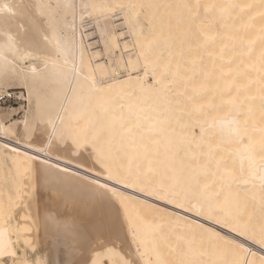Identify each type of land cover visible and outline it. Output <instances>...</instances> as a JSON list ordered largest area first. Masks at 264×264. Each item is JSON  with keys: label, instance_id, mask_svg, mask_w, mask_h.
Masks as SVG:
<instances>
[{"label": "bare ground", "instance_id": "6f19581e", "mask_svg": "<svg viewBox=\"0 0 264 264\" xmlns=\"http://www.w3.org/2000/svg\"><path fill=\"white\" fill-rule=\"evenodd\" d=\"M7 2L16 15L0 18V33L7 29L15 36L23 25L33 36L34 24L50 22L65 50L59 57L52 54L47 68L43 44L27 49L31 55L25 59L0 57V93L7 85H23L40 120L32 137L13 140L15 125L0 111V156L9 157L17 170L0 176V247L15 253L0 264H42L41 257L33 263L17 248L46 246L51 237L55 246L81 249L78 255L67 253L64 264H264V187L259 172L249 173L247 160L241 174L239 145L228 142L232 125L226 119L231 114L242 126L247 121L257 143L264 135V0H199L251 6L230 9L231 17L222 20L219 8L192 20L182 5L197 0ZM114 11L121 15L119 32ZM84 14L99 21L110 62L91 49ZM217 21L227 27L207 47L197 48L202 41L192 33L201 28L216 33ZM120 44L129 52L125 58L117 52ZM181 49L186 60L203 56L193 83H203L206 91L196 100L198 110L187 105L183 112L166 111L170 95L158 81L171 79L162 75L164 67L175 63ZM238 67L243 76H237ZM233 80L243 84L239 94ZM237 96L235 105H221ZM157 113L168 121L164 131L145 135L147 147L131 150L121 125ZM25 120L19 121L25 125ZM61 130L82 146L71 138L59 140ZM109 172L125 182L110 180ZM97 181L123 194L127 217L115 199L102 195ZM164 193L167 198L159 199ZM113 205L121 208L119 216ZM59 238L67 239L65 244Z\"/></svg>", "mask_w": 264, "mask_h": 264}, {"label": "snow or ice", "instance_id": "6c2138e0", "mask_svg": "<svg viewBox=\"0 0 264 264\" xmlns=\"http://www.w3.org/2000/svg\"><path fill=\"white\" fill-rule=\"evenodd\" d=\"M119 7L122 9L125 7L124 5H119ZM182 7L189 9L191 12V19L195 20L198 19L201 15V11L205 15H207L210 12H213L217 8L220 9V18L223 19L224 15L227 14L229 17H231L230 9H236L244 7H251L249 6H242L237 4H228V5H215V4H201L199 0H197L196 3L193 4H186L182 5ZM0 18H7L10 19L16 15L14 11V5H11L7 2V0H4V2H0ZM43 15V13H42ZM43 21H41V24L33 25L34 28V35L29 36L28 32L24 30L23 25H17V33L15 36L10 35L8 33V30L5 29L3 33H0V39H2L4 42L3 44H0V57H4L5 60L7 58V54H11L13 58L19 57L20 59H25L28 56L31 55L27 49L29 48H38L40 44H43L45 46L46 54L43 57L44 59V66L45 68L48 67L49 59L51 58L52 54H55L57 57H59L61 54H63L65 50V45L61 42V40L57 37L56 31L54 26L49 22L47 27H43ZM227 25L221 23L220 21L216 22V33H212L211 29L208 30L204 29H197L195 33H192V35L202 41V43L197 44V48L201 47H207L210 43L214 42L218 36H220V29L226 28ZM49 30H51V35H49ZM50 46V47H49ZM208 55L211 57L212 53H208ZM220 59H223V50H221ZM203 62V56L197 55L190 59H185V53L183 49L176 54L175 56V63L173 64L172 61H169L167 65L164 67L163 76L165 77H171V79L168 80V83L164 84L162 81H158V83L162 84L163 89L166 93L170 95V98L165 99V103L167 104L166 111H184V107L187 105H192L193 110H198L196 105V100L198 97L206 91L205 85L203 83L197 85L194 84L193 81L195 77L198 75L196 71V65L197 63ZM232 60H229L227 63L229 65L232 64ZM242 63V62H241ZM83 69H81L82 71ZM31 72L33 74H36L38 72L37 67H33L31 69ZM228 75L232 74V69L229 67L228 69ZM237 76H243L244 73H241L239 71V67L237 68L236 72ZM204 76V79L207 80L209 77V74L207 72L202 73ZM221 75H225L223 70L221 69ZM93 85H95V81H92ZM237 93L243 89V84L239 82V80H233L232 85ZM75 91V89H73ZM238 99V96L236 98H233L229 101H221V105L224 104H232L235 105L236 100ZM264 106V105H262ZM199 108H203V105H200ZM160 114L157 113L156 116H153L151 114L144 115V116H137L136 123L132 126H125L121 125V128L123 129V135L128 137V147L133 151H138L140 147H147L146 144H144L145 135L151 136L152 134L159 135L160 132H163L165 127L168 125L167 120H161L157 118ZM228 122L232 125V127L228 130V142L229 143H235L239 145V148L237 149L238 154L241 158V166H240V172L241 174L244 173V161L247 160L248 163V170L249 173L253 176L256 175L257 172L260 173V180L262 187H264V135H262L261 139L257 143V141L248 134V126L247 121L244 122L243 126L241 125V121L235 117L229 114L228 117H226ZM219 123H223V121H219ZM54 132H56V129L54 127ZM264 132V130H261ZM201 139H203V126H201ZM68 138L72 139L73 144L76 145L77 148L81 147L82 145L79 143L78 138L74 135H71V133L66 134L63 130L59 132L58 139L61 141H64ZM139 141V143H138ZM87 141H85V144ZM158 143V141H157ZM93 144H95V141H93ZM219 147V146H218ZM45 149L39 148L37 149L38 152H43ZM31 160L32 158L29 157ZM99 159V156H98ZM109 179H116L117 183H124L125 181L121 179L118 176H113L111 172H109ZM134 184H128V187H134ZM96 187L101 190V193L103 196L108 197L109 199H115L123 208V210L126 213L127 217V207L125 204V198L122 193H119L116 188H110L107 183L100 184L98 181L96 182ZM144 188H140V191H144ZM155 192H149V195H155ZM159 199H166L167 194H160L158 196ZM169 203H172V200L168 201ZM115 208L116 215L119 216V213L121 211V208H116L115 205H113ZM178 207L183 208V204H179ZM191 210V209H190ZM243 234V233H241ZM262 244H264V237H262L261 241ZM241 249H243L242 245H239ZM108 251H111V249H108ZM6 256L15 257L14 252L6 251L3 247H0V258H4ZM262 262H264V258H262ZM3 264H7V261L4 260ZM13 264H15V261H13ZM38 264V262H37ZM93 264H97V262L94 260ZM124 264H129L128 261H125ZM243 264H250L249 261L245 260Z\"/></svg>", "mask_w": 264, "mask_h": 264}, {"label": "rangeland", "instance_id": "374dc122", "mask_svg": "<svg viewBox=\"0 0 264 264\" xmlns=\"http://www.w3.org/2000/svg\"><path fill=\"white\" fill-rule=\"evenodd\" d=\"M117 13H118L117 11H114L113 21L118 26H121L120 24H118L121 22V19H120L121 15L119 13L118 14ZM83 19H84L82 22V24L84 26L83 30H85V33H87V32L90 33V36L88 37V41H91V42L94 41L90 45V47H92L91 49L92 50H99L100 51L99 57H102V59L106 63L110 62L108 55L105 52V48H103L104 46H103L102 37L99 33V21L97 20V18L94 15H90V14H87V15L84 14ZM118 26H115V29L117 32H119L120 29L122 28V26L121 27H118ZM125 35L126 34H124L123 37ZM127 39L128 38H126V39L123 38V40H127ZM119 41H120V43L122 42V40H119ZM120 48L117 52H119L125 58L126 54L129 52L123 51L124 49L122 48V45L120 46ZM4 89L12 91L16 95V99L14 102H11L8 105H0V111L2 112L3 116L6 118L5 122L7 124L8 123H14V125H15V135L14 136L12 135L11 139L16 140L17 137L24 138V139L27 136L32 137V135L34 133L33 132L34 126L37 123H39V121H40L37 118L38 113L36 111L38 109L37 108L38 106L36 105L35 102L34 103L32 102V104L30 102H28L27 91L23 85L10 84V85H7V87L2 88V90H4ZM25 118H26V120H25ZM19 120H25V125ZM31 123H32V125H31ZM17 126L18 127L20 126L19 129ZM6 157L2 156V158H4V159H2L0 156V163H1L0 164V176L1 177L5 176V175L6 176L10 175V174L15 173L17 171L12 166L13 163H12L11 159L9 157H7V158ZM80 212L83 213V211H80ZM82 213H81V216L85 217L86 214L84 213L85 215H82ZM51 240L48 239L46 246H20L19 248H17V251L19 254H21L23 251V253H24L23 257H25L26 259L30 260L33 263H34V261L36 262L38 257H41L44 261V262H41L42 264H64V263H66V260H65L66 256L65 255L67 253L70 252L71 254L78 255V253L81 252V249H79L77 246L76 247H74V246L72 247V245H67V246H58L57 245V246H55V240H53L52 237H51ZM66 240L67 239L59 238V243L65 244ZM112 241L115 243L116 239H113ZM67 243H68V241H67ZM88 249H87V251H88ZM20 250H21V253H20ZM84 251L87 252L86 250H84ZM83 254H84V252L82 253V255Z\"/></svg>", "mask_w": 264, "mask_h": 264}, {"label": "built area", "instance_id": "2783aa9c", "mask_svg": "<svg viewBox=\"0 0 264 264\" xmlns=\"http://www.w3.org/2000/svg\"><path fill=\"white\" fill-rule=\"evenodd\" d=\"M15 99L16 95L12 91L6 90L0 93V105H8L11 102H14Z\"/></svg>", "mask_w": 264, "mask_h": 264}]
</instances>
